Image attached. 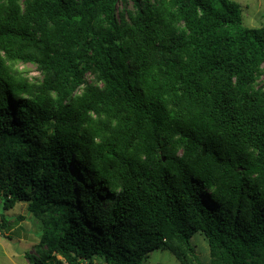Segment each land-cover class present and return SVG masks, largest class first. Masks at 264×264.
<instances>
[{"label":"trees","instance_id":"trees-1","mask_svg":"<svg viewBox=\"0 0 264 264\" xmlns=\"http://www.w3.org/2000/svg\"><path fill=\"white\" fill-rule=\"evenodd\" d=\"M132 2L0 0V209L41 222L30 264H192L196 234L209 264H264V28Z\"/></svg>","mask_w":264,"mask_h":264},{"label":"rangeland","instance_id":"rangeland-1","mask_svg":"<svg viewBox=\"0 0 264 264\" xmlns=\"http://www.w3.org/2000/svg\"><path fill=\"white\" fill-rule=\"evenodd\" d=\"M239 4L243 26L247 28H264V0H231ZM118 13L120 11L134 12L132 0H118ZM18 70L31 82L38 79L39 74L32 65L19 64ZM262 72L254 83L255 89L264 85V66ZM0 214L8 218L5 231H0V264H30L26 254L37 256L36 245L39 243L38 231L41 222L27 212V203H19L12 210L2 211ZM17 217L22 220L15 221ZM191 243L195 249L196 260L192 264H209L208 246L200 234L192 237ZM144 264H181L169 251L157 250L149 253ZM96 264V263H94Z\"/></svg>","mask_w":264,"mask_h":264},{"label":"water","instance_id":"water-1","mask_svg":"<svg viewBox=\"0 0 264 264\" xmlns=\"http://www.w3.org/2000/svg\"><path fill=\"white\" fill-rule=\"evenodd\" d=\"M205 152H206V151H205V148L203 147V155H205Z\"/></svg>","mask_w":264,"mask_h":264}]
</instances>
